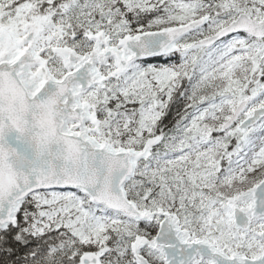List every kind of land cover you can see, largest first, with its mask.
I'll return each instance as SVG.
<instances>
[{
  "label": "snow or ice",
  "instance_id": "snow-or-ice-1",
  "mask_svg": "<svg viewBox=\"0 0 264 264\" xmlns=\"http://www.w3.org/2000/svg\"><path fill=\"white\" fill-rule=\"evenodd\" d=\"M0 264H264V0H0Z\"/></svg>",
  "mask_w": 264,
  "mask_h": 264
},
{
  "label": "trees",
  "instance_id": "trees-1",
  "mask_svg": "<svg viewBox=\"0 0 264 264\" xmlns=\"http://www.w3.org/2000/svg\"><path fill=\"white\" fill-rule=\"evenodd\" d=\"M153 62L156 63V62H159V61H155L154 60ZM175 111H176V109L174 108L172 114H170V116H169V118H168V120L166 122L170 123L171 120L174 119Z\"/></svg>",
  "mask_w": 264,
  "mask_h": 264
}]
</instances>
